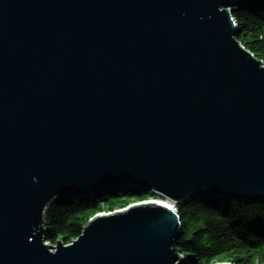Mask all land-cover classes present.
<instances>
[{
    "label": "water",
    "instance_id": "water-1",
    "mask_svg": "<svg viewBox=\"0 0 264 264\" xmlns=\"http://www.w3.org/2000/svg\"><path fill=\"white\" fill-rule=\"evenodd\" d=\"M236 1L0 0V264H192L176 206L264 201V64ZM120 188L165 201L47 244L53 203Z\"/></svg>",
    "mask_w": 264,
    "mask_h": 264
},
{
    "label": "trees",
    "instance_id": "trees-1",
    "mask_svg": "<svg viewBox=\"0 0 264 264\" xmlns=\"http://www.w3.org/2000/svg\"><path fill=\"white\" fill-rule=\"evenodd\" d=\"M238 41L264 64V0L236 1L232 9ZM132 189H107L89 199L57 201L46 217V240L66 246L80 238L97 214L124 209L133 202L162 199ZM182 238L178 250L192 264H264V201L247 204L231 200H198L178 205Z\"/></svg>",
    "mask_w": 264,
    "mask_h": 264
},
{
    "label": "bare ground",
    "instance_id": "bare-ground-1",
    "mask_svg": "<svg viewBox=\"0 0 264 264\" xmlns=\"http://www.w3.org/2000/svg\"><path fill=\"white\" fill-rule=\"evenodd\" d=\"M139 203H140V202L132 203V204H130L129 206H127L126 208H124V209H120V210H117V211H126L127 209L132 208V207H134L135 205H137V204H139ZM108 214H110V213H101V215H104V216H106V215H108ZM220 263H228V262H220ZM220 263H216V264H220Z\"/></svg>",
    "mask_w": 264,
    "mask_h": 264
},
{
    "label": "rangeland",
    "instance_id": "rangeland-1",
    "mask_svg": "<svg viewBox=\"0 0 264 264\" xmlns=\"http://www.w3.org/2000/svg\"><path fill=\"white\" fill-rule=\"evenodd\" d=\"M232 201H236V200H232ZM238 202V201H237ZM133 203H135V202H133ZM104 213H109V212H104ZM61 242V241H60ZM62 243V242H61ZM49 246H54V245H51V244H49V243H47ZM183 256V255H182ZM184 257V259H187L188 257H186V256H183ZM216 263H220V262H216ZM216 263H214V264H216Z\"/></svg>",
    "mask_w": 264,
    "mask_h": 264
}]
</instances>
